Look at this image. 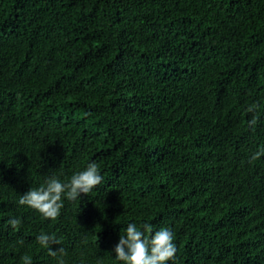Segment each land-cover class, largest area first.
Returning <instances> with one entry per match:
<instances>
[{
    "label": "trees",
    "instance_id": "trees-1",
    "mask_svg": "<svg viewBox=\"0 0 264 264\" xmlns=\"http://www.w3.org/2000/svg\"><path fill=\"white\" fill-rule=\"evenodd\" d=\"M262 148L264 0H0V264H57L42 233L120 264L130 222L170 227L176 264H264ZM89 162L56 220L19 205Z\"/></svg>",
    "mask_w": 264,
    "mask_h": 264
},
{
    "label": "clouds",
    "instance_id": "clouds-1",
    "mask_svg": "<svg viewBox=\"0 0 264 264\" xmlns=\"http://www.w3.org/2000/svg\"><path fill=\"white\" fill-rule=\"evenodd\" d=\"M256 107L252 105L248 111L253 112ZM257 123L258 119L253 118L248 126L254 127ZM261 156H264V148L253 154L251 160H257ZM104 179L98 165L89 162L83 170L76 171L65 179L58 176L48 177L41 185L30 188L21 195L18 203L35 210L46 219L56 220L61 215L65 201H80L82 195L92 193ZM9 223L13 228H18L21 220L14 217ZM37 242L48 250L50 256L57 258V264H65L64 250L53 247L61 243L58 238L42 233L37 237ZM176 253L175 234L170 227L155 230L153 225L146 222L139 226L136 222H130L123 234L119 235L118 243L110 254L120 264H176ZM23 261L24 264H32L30 256L25 255Z\"/></svg>",
    "mask_w": 264,
    "mask_h": 264
}]
</instances>
